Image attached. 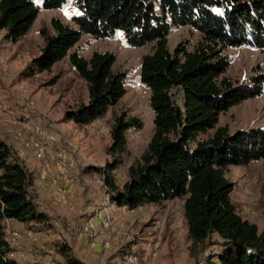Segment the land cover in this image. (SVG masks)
Listing matches in <instances>:
<instances>
[{
  "label": "trees",
  "instance_id": "1",
  "mask_svg": "<svg viewBox=\"0 0 264 264\" xmlns=\"http://www.w3.org/2000/svg\"><path fill=\"white\" fill-rule=\"evenodd\" d=\"M70 0H0V32L17 43L26 36L40 10L59 9ZM71 21H50L51 31L40 29L41 53L26 74L51 70L68 58L87 87L88 101L65 112L64 120L78 126L103 118L126 94V75L115 71L112 53L93 52L89 59L71 50L84 35L113 39L120 34L132 48L152 45L141 57L139 80L149 90L153 132L146 148L127 170L119 188L112 174L128 153V130H139L137 117L113 116L111 158L104 168L107 195L118 208L183 200L182 213L191 242L190 251L212 235L222 251L202 264H264V229L243 219L231 200L234 184L226 178L229 166H247L264 159V130L230 133L218 127L220 114L244 100L264 93V73L250 85L235 86L225 76L230 63L226 48L247 47L264 53V0H73ZM173 27L198 34L195 43L184 40L170 50ZM212 132V133H211ZM33 178L10 147L0 140V264H18L4 239L3 223L47 224L32 190ZM64 264H86L62 243Z\"/></svg>",
  "mask_w": 264,
  "mask_h": 264
},
{
  "label": "rangeland",
  "instance_id": "2",
  "mask_svg": "<svg viewBox=\"0 0 264 264\" xmlns=\"http://www.w3.org/2000/svg\"><path fill=\"white\" fill-rule=\"evenodd\" d=\"M32 1L35 5H41V0ZM74 13L73 0L59 9L40 10L29 32L17 43L7 41L4 30L0 32V89L3 94L7 95L8 91L12 90L14 94L22 96L20 103L25 109L31 101L34 105L32 110L36 107L49 115L58 128L56 139L60 150L63 140L73 145L61 162L62 167L57 166L55 162L54 167L47 163V168L45 163L40 171L42 179L43 170L49 169L48 176L42 180L52 189L50 201L55 207L46 206L52 215L49 224H31L30 230L38 234L40 243L38 246L34 245L27 254L43 258L48 254L42 252L40 247L51 249L59 241H64L72 245L73 253L87 264H202L210 258L216 261L215 257L222 251L221 239L216 235H212L205 245L190 251L191 242L187 238L182 213L183 200L180 199L158 205H143L132 210L116 207L110 215L114 222L122 224L123 229L119 233L99 229V221L103 217L101 210L110 202L107 204L106 201L104 176L96 169H103L106 162L111 161L105 151L111 142L113 116L126 113L137 117L143 124L141 129H130L126 134L128 153L122 157L121 165L112 173L119 188L127 181L128 167L139 159L153 132L149 90L139 80L141 57L151 52L152 45L129 47L120 34L113 39L99 40L84 35L71 52L76 51L86 59H89L93 52L114 54L115 71L126 75V94L96 122L78 126L65 121L63 118L68 109H74L88 101L86 84L71 67L68 58L56 63L51 70L34 76L26 74V69L41 53L43 41L40 29L47 28L51 31L52 18H58L76 28L71 21ZM198 39V34L189 28L173 27L168 35V46L172 50L181 41L195 43ZM224 54L230 63L225 76L235 86L250 85L253 77L264 73V53L259 50L247 47L226 48ZM0 100L16 115H20L3 97ZM39 114L36 119L29 118V121L38 123ZM1 116L0 112V118ZM217 126L226 127L231 134L252 129L264 130V93L259 97L244 100L220 114ZM26 149L34 154L36 160L46 159L47 153L41 159L32 148ZM69 168L73 170L71 175H68ZM56 171L61 175H55ZM226 178L234 184L231 200L236 205L238 214L255 224L258 231L264 229V159L247 166H229ZM53 179H56L57 185L52 184ZM57 186L67 190L65 204L58 200ZM75 187L79 189V196L76 198ZM32 190L36 196L37 191L33 185ZM35 203L37 204L36 197ZM59 208H75V211L68 216L61 214ZM86 208L93 209L92 213H85ZM89 223L95 225L99 239L108 241L111 249L88 247V241L81 229ZM19 250L13 248V252ZM133 256L136 258L131 263L129 258ZM50 258L52 264H64L61 258Z\"/></svg>",
  "mask_w": 264,
  "mask_h": 264
},
{
  "label": "built area",
  "instance_id": "3",
  "mask_svg": "<svg viewBox=\"0 0 264 264\" xmlns=\"http://www.w3.org/2000/svg\"><path fill=\"white\" fill-rule=\"evenodd\" d=\"M33 102L29 101L28 109H32ZM0 112L1 118L0 123L6 129V132L12 134L16 139H19L25 148H32L39 158H43L46 154L47 145L50 143L57 142L58 128L55 121L47 114H39V122L31 123L28 118L18 116L15 112L9 108L2 100H0ZM62 139V137H60ZM73 145L66 143L63 140L61 150L57 153L56 164L59 167H62L61 162L67 157L68 149L72 148ZM48 168V165H46ZM45 167V168H46ZM45 170V169H44ZM41 173L42 179H45L48 176V171ZM53 185H57L56 179L52 181ZM104 192L107 196V204L102 208L101 213L103 217L100 219V228L102 230H111L114 233H119L123 229L122 224L114 222L110 212L117 207L115 202H111L109 196L107 195L108 190L104 187ZM56 194L58 200L65 204L67 202V190L57 186ZM87 209V208H86ZM93 209L88 208L85 213H92ZM4 239L8 243L9 247L12 249L10 257L14 258L15 252L13 248L23 247L25 249H31L34 245L38 243V234L34 232H18L11 228L10 220H5L3 223ZM82 233L85 235L86 240L90 248L95 249L101 247L104 250L111 249V245L108 241L104 239H99L98 230L95 228V225L89 223L81 229ZM136 256L129 258L130 262L135 260Z\"/></svg>",
  "mask_w": 264,
  "mask_h": 264
},
{
  "label": "crops",
  "instance_id": "4",
  "mask_svg": "<svg viewBox=\"0 0 264 264\" xmlns=\"http://www.w3.org/2000/svg\"><path fill=\"white\" fill-rule=\"evenodd\" d=\"M7 82H9V81L7 80ZM2 94H3V91L0 89V99H2V97H3L6 101H8V103H10L11 106H13L17 111L20 112L19 116L26 117L28 119L29 118L30 119H33V118L36 119L38 114L40 112H42L40 109L37 110L36 107L33 110L32 109L30 110L28 108L25 109L23 107V105L20 103V101L22 100V96L19 94L18 95L14 94L12 92V90H9L7 95H4V94L2 95ZM12 101H14L15 104H16V102H18V103L15 105ZM0 140L5 142L6 145L11 148L14 155L19 159L20 162L23 163V165L26 167L28 172L31 174V176L33 178V184L32 185L35 186V190L37 191L35 197L37 198V204L39 205L38 209L40 212H43L44 214H46L48 219H51L52 215H51L50 210L48 209L49 208L48 206L51 205V206L55 207L54 205H52V203L50 201L51 200L50 195H51L52 189H51V187H48L46 185L45 181L40 178V171L43 167V164H45V163L46 164L48 163L50 167L51 166L54 167L53 165L55 164V162L57 160L56 159L57 153L60 150L57 142L48 144L47 148H46V153H47L46 159L42 160V161H38L34 158L35 156L31 151L29 152L26 148L23 147V144L21 141H19V139H16L12 134L7 133L5 128H3L1 125H0ZM71 164H73V162H71ZM72 171H73L72 168H69L68 175H71ZM56 174L61 175V173L59 174L57 171L55 172V175ZM63 177L65 178V175ZM78 196H79V189H78V187H75L74 198H76ZM81 210L79 212H81ZM74 211H75V208H71V209L70 208H64V209L59 208V212H61V214H65L68 216H71L74 213ZM50 222L51 221L48 220L47 224H49ZM10 226L13 230H16L18 232H32L30 230L31 224H23V223L15 221V220H10ZM39 243H40V239L38 238V243L36 245L38 246ZM62 243H66L70 248H72L71 247L72 245H70L69 243L64 242V241H61V242L59 241V243H56L55 244L56 246L54 248H51V249L40 247L42 252H47V254H48V256H44L43 258H41L40 256H37V255L34 256V255L27 254L31 251L30 249L18 247L17 249H20V250L18 252H15L14 259L16 260V262L18 264H52V263H50L51 262L50 256L54 257L56 259L61 258L63 260V257L58 253V245L62 244ZM88 247H89V245H88ZM75 257L78 258L76 255H75ZM82 262H84V261H82Z\"/></svg>",
  "mask_w": 264,
  "mask_h": 264
}]
</instances>
